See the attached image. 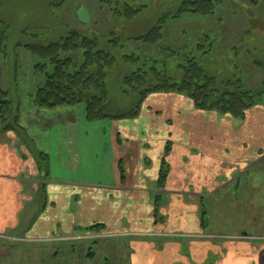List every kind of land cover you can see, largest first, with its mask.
Instances as JSON below:
<instances>
[{"label": "crops", "instance_id": "1", "mask_svg": "<svg viewBox=\"0 0 264 264\" xmlns=\"http://www.w3.org/2000/svg\"><path fill=\"white\" fill-rule=\"evenodd\" d=\"M36 87L14 92L0 77L19 117L13 127L12 114L0 120L2 259L6 245L23 241L35 246L24 252L42 253L36 264H109L128 242L129 264H264V244L249 235L220 245L204 233L205 201L233 202L235 184L264 166L263 104L236 120L185 95L152 94L135 119L91 124L83 105L36 109L24 99ZM212 213L220 216L215 203ZM93 228L99 239L81 237Z\"/></svg>", "mask_w": 264, "mask_h": 264}, {"label": "rangeland", "instance_id": "2", "mask_svg": "<svg viewBox=\"0 0 264 264\" xmlns=\"http://www.w3.org/2000/svg\"><path fill=\"white\" fill-rule=\"evenodd\" d=\"M215 1L218 5L216 13L212 16L187 14L169 21L168 27L164 30L165 38L159 45L162 49L171 50L155 51L156 59L161 61L160 66L161 63L166 64L172 77H177L179 64L184 61L182 54L190 52L200 62L202 60L200 57L205 52L212 53V56L206 57L204 61L207 60L208 63L205 64L209 66L208 72L217 78L222 91L225 89L223 83L230 79H238L244 91L252 90V93L256 92L255 94L263 92L264 70L256 66L264 59V0ZM133 2L139 6H146L147 10L133 22H127L116 17L115 13L101 5L98 0H0V27L6 29L4 37L6 40L4 45L0 44V77L3 86L5 89L13 88L15 92L16 89H23L26 83L37 84L41 81L44 83L45 75L38 71L40 70L36 67L38 61L31 47L59 41L78 32L95 39L99 49L113 51L118 60L107 79L111 102L117 108L123 109L133 103L136 104V96L126 91L123 82L126 77L143 67L147 60L144 57L153 54V51L135 39L146 35L157 25L164 13H174L176 7L168 6L161 0ZM83 8L91 15L88 24L81 23L78 18V13ZM172 50L177 56H172ZM71 56L78 64L83 62L82 51ZM127 56H139L141 62L127 63L125 60ZM47 71L52 73L53 67ZM14 92L9 100L15 103ZM35 92L29 91L24 99L31 101L32 104ZM263 98L260 95L256 97L257 106L264 105ZM118 110L125 111L119 108ZM262 164H259V168ZM259 171L252 177L244 176L235 184L236 187L230 190L229 195L233 196L231 199L233 202L221 203L223 200L217 197L205 201L208 229L204 233L215 234L216 238H213V241L222 245L229 241L247 239L248 236L244 237V234H248L252 243L264 244V166ZM223 197L225 201L226 193L223 195L220 193V198ZM214 203L220 207V216L212 213ZM222 205L228 212H223ZM219 233L220 237L217 236ZM239 234L242 236L233 240ZM177 241L181 242L184 248L182 253H189L185 251L187 240ZM22 242H12L10 247L6 245L8 258L5 260L0 256V264H36L35 260L37 257L40 259L42 253L31 255L24 252L34 250L35 246L30 243L22 246ZM118 245H121L118 246V249H121L120 257L114 262L110 259L109 264H129L128 242L125 243L126 247L121 243ZM12 246H16L17 249L13 251ZM19 249L22 252L19 253ZM53 250L56 251L57 248ZM105 255L97 257L101 260Z\"/></svg>", "mask_w": 264, "mask_h": 264}, {"label": "trees", "instance_id": "3", "mask_svg": "<svg viewBox=\"0 0 264 264\" xmlns=\"http://www.w3.org/2000/svg\"><path fill=\"white\" fill-rule=\"evenodd\" d=\"M108 7L116 17L127 22H133L146 10V6H139L133 0H98ZM168 6L176 7L174 13L166 12L158 23L146 35L136 38L151 49L153 54H147L143 67L124 79L126 91L136 96L135 103L120 112L111 100L107 79L113 71L117 58L113 51L99 49L95 39L81 35L78 32L48 44L31 47L36 56V67L45 75V82L37 83L32 104L36 109H56L66 107H85V117L88 123H100L107 120H125L138 117L142 104L152 94H181L191 99L195 108L202 111L217 112L222 116H231L236 120H244L248 110L257 106L256 97L264 96L263 92L257 94L244 91L240 80H227L225 89H220V83L215 76L208 72L206 57L212 53H204L199 62L192 53L182 54L184 61L179 64V74L172 77L166 64L156 59L157 51L171 50L161 48L160 42L165 38L164 30L171 20L179 19L187 14L212 16L217 10L215 0H161ZM259 1V0H257ZM6 29L0 27V44L4 45ZM83 52V62L78 64L72 54ZM156 51V52H155ZM206 54H208L206 56ZM172 56L177 53L172 50ZM219 56H216L218 58ZM127 63L141 62L139 56L125 57ZM207 62V63H206ZM147 63V64H146ZM206 63V64H205ZM258 69L264 70V59L257 64ZM50 67L53 72L49 73ZM17 71V70H16ZM15 71V74H16ZM17 75V74H16ZM42 82V81H41ZM264 87V84H263ZM5 93H0V120L7 122V114H12L11 122L7 126L19 125V117H15V103L6 100ZM134 101V102H135ZM169 147H166V153ZM165 173L160 179V187H164ZM97 228L88 233H94Z\"/></svg>", "mask_w": 264, "mask_h": 264}, {"label": "water", "instance_id": "4", "mask_svg": "<svg viewBox=\"0 0 264 264\" xmlns=\"http://www.w3.org/2000/svg\"><path fill=\"white\" fill-rule=\"evenodd\" d=\"M79 21L83 24H88L91 21V15L86 8H83L78 13Z\"/></svg>", "mask_w": 264, "mask_h": 264}, {"label": "built area", "instance_id": "5", "mask_svg": "<svg viewBox=\"0 0 264 264\" xmlns=\"http://www.w3.org/2000/svg\"><path fill=\"white\" fill-rule=\"evenodd\" d=\"M83 239H94V238H99L101 235L99 233H87L83 236H81Z\"/></svg>", "mask_w": 264, "mask_h": 264}, {"label": "flooded vegetation", "instance_id": "6", "mask_svg": "<svg viewBox=\"0 0 264 264\" xmlns=\"http://www.w3.org/2000/svg\"><path fill=\"white\" fill-rule=\"evenodd\" d=\"M244 235H247V234H244ZM248 236V235H247Z\"/></svg>", "mask_w": 264, "mask_h": 264}]
</instances>
